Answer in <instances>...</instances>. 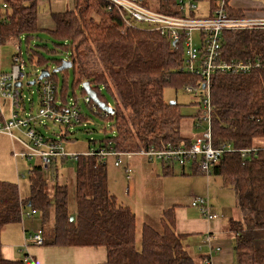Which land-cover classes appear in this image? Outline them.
Returning <instances> with one entry per match:
<instances>
[{
	"label": "trees",
	"instance_id": "1",
	"mask_svg": "<svg viewBox=\"0 0 264 264\" xmlns=\"http://www.w3.org/2000/svg\"><path fill=\"white\" fill-rule=\"evenodd\" d=\"M169 1L174 7L175 1ZM210 1L214 7V0ZM230 1L227 0L230 14L247 15L244 8L230 6ZM3 3L7 6L3 7ZM160 10L178 14L175 7ZM38 17L39 0L0 1V46L9 40L21 42L23 35L29 41L39 29ZM50 19L53 28L47 30L56 39L53 43L68 54L71 62L70 68L62 70L65 76L61 87L56 72L50 71L47 76L54 80L57 96L64 103L69 100L67 78L71 69L74 97L79 87L87 95L82 84L88 81L97 97L114 109L104 114L93 99L88 103L113 124V135L100 140V148L135 152L161 150L167 145L188 146L193 141L182 132L181 104L167 101L164 95L167 87L195 88L201 80L199 74L184 67L185 52L180 41L174 44L158 30L128 25L118 9H108L106 0H75L73 9L50 11ZM221 44L219 60L260 58V66L247 73H213L210 129L214 147L230 144L234 148L220 156L211 173L221 176L224 184L235 190L238 207L244 212L243 219H230L237 262L264 264V147L257 144L264 140V31H224ZM40 47L46 44L28 49L30 60L47 64ZM55 62L57 66L63 63ZM102 87L112 96L114 105ZM88 119L81 107L79 122L74 124ZM70 126L64 125L61 138L69 139ZM243 148L255 152L243 157L238 151ZM76 160L74 215L68 209V186L59 182L55 174L58 160L52 162L48 177L41 164L29 170L30 194L26 198L21 197L17 183L0 179V235L7 225L20 223L30 209L41 214L44 244L102 245L107 249L104 264H196L186 249L185 235L175 230L172 208L163 211L159 226L143 222L138 247L136 213L110 191L105 157L81 154ZM192 168L200 172L197 166ZM50 179L54 181L51 187ZM0 264L29 262L5 258L0 241Z\"/></svg>",
	"mask_w": 264,
	"mask_h": 264
},
{
	"label": "rangeland",
	"instance_id": "2",
	"mask_svg": "<svg viewBox=\"0 0 264 264\" xmlns=\"http://www.w3.org/2000/svg\"><path fill=\"white\" fill-rule=\"evenodd\" d=\"M74 2V0L39 1V29L37 34H34L29 41H27L25 35H23L21 37V42L9 40L7 43L0 46V66L2 69H11L14 55L18 52L21 53L23 59L26 61L25 72L27 76L23 79L22 96L26 106L25 113L28 115L37 113L40 89L39 82L29 84V81L35 80L36 74L44 68H48V70L52 72V70L57 67L55 60L64 61L68 58L66 52L56 47V44L53 43L56 39H54L47 30L53 28V22L50 19V11L73 9L75 7ZM197 4L198 6L195 10V14L199 17L207 16L209 12L208 0H198ZM141 26L146 27V24H141ZM193 41L195 46L199 47L201 45L200 32H193ZM44 44H46V47H40V50L48 59V63L41 65L37 63L36 59L31 61L28 49L32 46H43ZM69 71L67 80L70 83L69 91L72 99L74 97V89L71 84L73 83L74 77L72 70L69 69ZM56 74L58 75L61 87L65 76L64 71H59ZM75 91L76 96L81 98L82 111L86 115L88 114V121L71 125L68 128L69 139L61 138V134H63L65 130L64 126L60 127L52 121L44 120L43 124H47V126L42 125L39 126V128L46 136H52L60 141L65 153H76L81 155L88 153L91 149H97L100 140H104L106 136L113 135L114 132L110 130V126L113 125L111 120L98 115L84 102L81 88L79 87ZM102 92L106 95L111 105H114L112 96L104 87H102ZM164 95L167 101H177L181 104V113L184 115L181 127L184 135L203 136L207 133L205 122L201 121L198 117L199 111L201 110V103H198L199 101L201 102L200 96H196L182 88L175 89L172 87H167L164 91ZM0 111L5 118H8L11 114L9 102L3 104ZM195 124L198 125L196 126ZM26 130L27 127L24 126L15 128L13 130V137H10L4 132H0V179L17 183L20 195L23 198H26L30 194L29 170L41 162L39 156L18 139L20 138L23 141L29 142V138L25 135ZM27 155H31V157ZM105 160L107 161L108 185L110 191L117 196L118 201L122 204L129 205L136 213V240L138 247L141 245V224L147 219L152 222V224L159 226V216L162 208L174 202L175 197H178V200H181L182 204L186 205L191 197L198 195L199 191L197 189L206 190L210 187L211 200L215 206H217L216 208L226 207L229 209L235 205V191L230 185L225 187L221 176L214 174L211 176V179L217 181L216 187L219 185L218 187L224 186V189H226L224 192H221L222 197L219 195V199H214L212 192H214L215 188L207 184V175L202 172H193L194 170H192L190 164L183 166L178 161H173V164H171L172 167H174L172 169L173 171L166 172L165 170L162 171L160 160L155 159L149 162L147 157L139 154H134L131 157L123 155V162H130V167L133 169V179L128 180L123 168L115 165L116 157L114 155H109ZM57 166L58 171H55V174H58L57 180L68 186V209L70 214L74 215L77 209V160L73 158L58 160ZM50 180L49 187L54 183L52 179ZM204 195H206V193L202 196ZM26 211L32 212L30 209ZM32 213L31 217L25 216L22 223L31 224L34 222L36 227L28 229L30 233H35L37 228L41 226L42 219L39 211ZM227 216L228 215H223L222 219L226 220ZM30 233L27 231V235ZM1 236L12 239V241L21 240L23 236L21 224L5 230V232L1 233ZM19 253L20 252H18V254Z\"/></svg>",
	"mask_w": 264,
	"mask_h": 264
},
{
	"label": "built area",
	"instance_id": "3",
	"mask_svg": "<svg viewBox=\"0 0 264 264\" xmlns=\"http://www.w3.org/2000/svg\"><path fill=\"white\" fill-rule=\"evenodd\" d=\"M2 1V0H0ZM46 1V0H41ZM108 1V9L112 11L118 9L128 25L141 26L146 24L150 29H159L160 33L167 36L174 44L179 41L184 47V56L187 69L193 71L203 78V85L199 84L193 88L185 87L187 92L193 93L201 97V110L199 117L207 123V133L203 136H197L188 145L172 146L167 145L165 149H140L138 151H119L111 148L91 149L85 154L98 153L102 157L114 155L116 157L115 165L124 166L127 176L132 173L128 163H124L122 156L131 157L139 154L150 160H160L168 166H172L173 161H178L181 165L190 164L192 167L197 166L202 173L210 174L213 166L218 162L220 156L230 150H234L230 144H223L220 147H214L211 139V112L213 109L211 103V79L214 72L241 74L250 72L254 68L260 66V58L256 60H219L221 40L224 31H238L243 29H263L264 17H253L247 15L234 16L230 14L227 8V0H214V7H209L207 16L199 17L195 14L198 6V0H174L175 11L178 14L163 12L160 9L174 8L172 1L158 0L161 3L156 5L153 0H106ZM173 1V2H174ZM264 1V0H263ZM3 3V7H6ZM212 8V10H211ZM200 32L201 45L195 46L193 41V32ZM26 61L20 52L14 55L13 63L9 71L0 69V109L3 104L9 102L11 114L5 118L0 111V132H4L13 137V130L21 126L27 127L25 135L29 138V142H23L28 148L33 150L41 159V167L45 176L52 169V162L61 158L77 159L76 153H65L62 149L60 141L46 136L39 126H47L43 121H52L58 125H73L79 122V112L81 111V98H69L67 102H63L57 96V88L51 77L38 79L36 74V83L39 82V106L36 114L25 113V102L22 96L23 79L27 76L25 72ZM17 82H21L18 86ZM10 84V87L8 85ZM82 99L85 103H89L91 98L83 95ZM96 107V105L94 104ZM108 114V112H105ZM31 142V143H30ZM243 157L255 152L253 149H238ZM31 157V155H27ZM192 206L197 208L207 220L220 218L216 213L209 199L205 196H195L192 200ZM34 212V211H32ZM27 212L25 216L31 217L33 213ZM31 243L44 244L43 230L39 228L31 235ZM25 249L28 243L25 244ZM219 249V248H218ZM24 261L28 262L27 256Z\"/></svg>",
	"mask_w": 264,
	"mask_h": 264
},
{
	"label": "crops",
	"instance_id": "4",
	"mask_svg": "<svg viewBox=\"0 0 264 264\" xmlns=\"http://www.w3.org/2000/svg\"><path fill=\"white\" fill-rule=\"evenodd\" d=\"M208 3L210 7L211 1L208 0ZM230 6H232L233 8H237V7L244 8L245 11L247 12V16L264 17L263 0H231ZM38 21H39V17H38ZM0 69H2L1 66ZM5 71H9V70H5ZM195 125L197 126L198 124ZM197 136H190V137L192 140H194L195 137ZM257 144H259L260 147H264V140H260ZM148 161L152 162L150 159H148ZM126 162L130 166V162L128 161ZM120 167L123 168L128 180L133 179L134 176L133 173L130 174V176L128 177L125 171V167L124 166H120ZM173 168L174 167L172 166H164L162 164V171L165 170L166 172H172ZM193 169L194 168H192V170ZM206 175L208 177L207 184L215 188L214 192H212V195H214V199H219V195L221 196V192H224V190L226 189H224V186L218 187L219 186L218 185L216 187L217 181L211 179L213 173ZM197 190L199 191L197 196L206 193V195L204 196L209 199L213 210L220 215V218L214 220H207L197 208L192 206V200L193 197H195L193 196L187 202L186 205H183L181 200H178V197H175L174 202H171L162 208L159 216V220L164 210H167L168 208H172L174 210L175 230L177 233H183L185 235L184 242L186 245V249L193 257L196 264H238L236 252L234 248L235 235L230 230V219L241 220L244 217V212L238 207L236 192H235V198H236L235 205L227 209L226 207L216 208L217 206H215V204L211 200L210 187H208L206 190L205 189H197ZM223 215H228L226 220L222 219ZM145 221L150 222L147 219H145ZM22 222L23 221H21L20 223L7 225L2 232H5V230H8L9 228L15 225L21 224L23 230V236H22L23 239L21 238V240L19 239L17 241H12V239H7L5 238V236L0 235V241L2 243V253L5 258L23 259L24 256L26 255L29 258L28 259L29 264H104L107 260V249L105 246L102 245L67 246V245H47V244L37 245L31 243V235L33 234V232L30 233V230L28 228L30 229L33 227L35 228L36 224L34 222L31 224H25ZM39 228H41V226L38 227L37 230ZM27 231H29L30 233L29 235H27ZM26 243H28V245L25 249ZM18 252L20 253L18 254Z\"/></svg>",
	"mask_w": 264,
	"mask_h": 264
},
{
	"label": "water",
	"instance_id": "5",
	"mask_svg": "<svg viewBox=\"0 0 264 264\" xmlns=\"http://www.w3.org/2000/svg\"><path fill=\"white\" fill-rule=\"evenodd\" d=\"M70 67H71V62L68 61V60H64L63 63H62L61 65L57 66V67H56L54 70H52V71L57 73V72H59V71H62V70L65 69V68H70ZM50 74H51V73H50L49 70H47V69H42V70H41V73H40V75H39V77H38V79L40 80V79H42V78H44V77L49 76ZM34 83H36V80L29 81V84H34ZM17 85L20 86V85H21V82H17ZM82 86H83V88H85V90H86V92H87V95H88L89 97H91L101 109H103V110H105V111H108V112H113V111H114V109H113L111 106L106 105L104 102H102V101L97 97L95 91L92 90V89L90 88V84H89L88 81L83 82ZM8 87H10V84L8 85ZM172 102H174V101H172ZM73 219H74V217L71 216V220H73Z\"/></svg>",
	"mask_w": 264,
	"mask_h": 264
},
{
	"label": "bare ground",
	"instance_id": "6",
	"mask_svg": "<svg viewBox=\"0 0 264 264\" xmlns=\"http://www.w3.org/2000/svg\"><path fill=\"white\" fill-rule=\"evenodd\" d=\"M39 1H41V0H39ZM155 3H156V5L158 6V4L159 3H161L160 1H158V0H153ZM172 14V13H171ZM139 26V25H138ZM155 30H158V31H160L159 29H155ZM243 30H253V29H243ZM261 30H263V29H261ZM226 31H230V30H226ZM264 31V30H263ZM237 61H239V60H237ZM185 68H187V66H186V64H185V66H184ZM50 71V70H49ZM53 72V71H52ZM199 84H201V85H203V78H202V76H201V80H200V82H199ZM91 98V97H90ZM92 99V98H91ZM95 102V101H94ZM96 103V102H95ZM201 103V102H200ZM96 105V104H95ZM97 106V105H96ZM105 112H108V111H105L104 110V114H105Z\"/></svg>",
	"mask_w": 264,
	"mask_h": 264
}]
</instances>
